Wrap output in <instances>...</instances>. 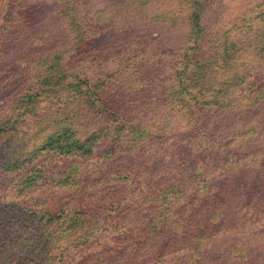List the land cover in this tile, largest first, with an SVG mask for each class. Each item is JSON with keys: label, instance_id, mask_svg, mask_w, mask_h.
Segmentation results:
<instances>
[{"label": "rangeland", "instance_id": "rangeland-1", "mask_svg": "<svg viewBox=\"0 0 264 264\" xmlns=\"http://www.w3.org/2000/svg\"><path fill=\"white\" fill-rule=\"evenodd\" d=\"M0 264H264V0H0Z\"/></svg>", "mask_w": 264, "mask_h": 264}]
</instances>
